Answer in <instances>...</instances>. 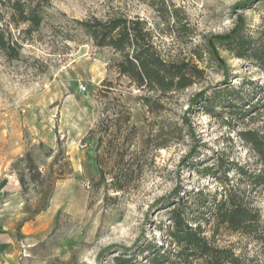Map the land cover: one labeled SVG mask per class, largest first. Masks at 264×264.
I'll list each match as a JSON object with an SVG mask.
<instances>
[{"label":"rangeland","instance_id":"rangeland-1","mask_svg":"<svg viewBox=\"0 0 264 264\" xmlns=\"http://www.w3.org/2000/svg\"><path fill=\"white\" fill-rule=\"evenodd\" d=\"M2 1L0 27L10 19ZM49 2L19 60L0 50V226L10 238L3 264H115V256L164 242L162 208L178 190L190 202L198 191L213 202L223 170L215 177L207 167L223 158L233 183L236 166L257 168L241 133L264 131V107L251 109L264 73L222 42L264 33V0ZM115 16L145 20L162 56L196 66L201 77L167 98L137 89L115 71L117 55L77 25ZM227 88L243 91L248 116L224 108L228 92L208 102ZM252 197L264 219L262 196ZM202 224L212 236V217ZM216 242L251 247L224 228Z\"/></svg>","mask_w":264,"mask_h":264},{"label":"trees","instance_id":"trees-1","mask_svg":"<svg viewBox=\"0 0 264 264\" xmlns=\"http://www.w3.org/2000/svg\"><path fill=\"white\" fill-rule=\"evenodd\" d=\"M2 4L10 10V19L5 26L0 27V50L10 60H19L24 41L45 24L50 2L3 0ZM165 13L173 17L177 15L175 8L169 9L166 6ZM77 25L96 47L111 49L117 55L114 60L115 71L119 76L130 79L139 90L155 92L162 98H167L189 88L203 74L189 63L166 60L153 42V33L147 22L141 18L115 16L107 20L90 19L77 22ZM22 26L25 28L21 29ZM12 29L19 30L23 36H15ZM222 45L235 57L253 61L264 73V33L255 37L240 32L222 42ZM231 89L233 88L215 93L208 102L219 100L228 92L224 108L231 115L241 118L248 116L243 91H229ZM262 107L264 94L251 109ZM241 138L257 160L256 169L236 166L241 178L239 182L233 183L227 176L229 168L224 167L226 164L223 158L218 162L217 168L207 167L205 171L215 177L223 170L224 179L217 178L221 183V190L213 196V202L209 196L203 197L201 191L194 193L200 199L190 202L178 190L176 196L162 208L167 210L170 220L164 230V242L148 245L132 256H115L114 263L264 264L263 213L252 197V192L261 195L264 206V131L246 130L241 133ZM207 215L214 221V230L210 237L202 224V219ZM221 228L247 239L251 247L246 245L238 248L237 244L218 245L216 235ZM139 256H142V260H139Z\"/></svg>","mask_w":264,"mask_h":264},{"label":"crops","instance_id":"crops-1","mask_svg":"<svg viewBox=\"0 0 264 264\" xmlns=\"http://www.w3.org/2000/svg\"><path fill=\"white\" fill-rule=\"evenodd\" d=\"M15 181L13 175L7 176L6 177V182L8 184H13ZM8 235L5 234V228L2 226H0V264H3L5 261V257H7L9 255V251H8V240H6V237Z\"/></svg>","mask_w":264,"mask_h":264},{"label":"built area","instance_id":"built-area-1","mask_svg":"<svg viewBox=\"0 0 264 264\" xmlns=\"http://www.w3.org/2000/svg\"><path fill=\"white\" fill-rule=\"evenodd\" d=\"M86 186L89 188V184H86Z\"/></svg>","mask_w":264,"mask_h":264}]
</instances>
